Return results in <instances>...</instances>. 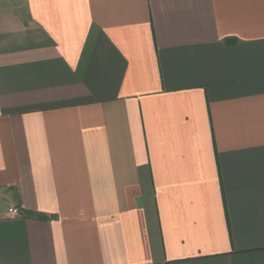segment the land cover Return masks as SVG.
Masks as SVG:
<instances>
[{"label": "crops", "instance_id": "0c3cea01", "mask_svg": "<svg viewBox=\"0 0 264 264\" xmlns=\"http://www.w3.org/2000/svg\"><path fill=\"white\" fill-rule=\"evenodd\" d=\"M0 264H264V0H0Z\"/></svg>", "mask_w": 264, "mask_h": 264}, {"label": "built area", "instance_id": "2783aa9c", "mask_svg": "<svg viewBox=\"0 0 264 264\" xmlns=\"http://www.w3.org/2000/svg\"><path fill=\"white\" fill-rule=\"evenodd\" d=\"M10 213L12 214V215H17V211L16 210H10Z\"/></svg>", "mask_w": 264, "mask_h": 264}, {"label": "rangeland", "instance_id": "374dc122", "mask_svg": "<svg viewBox=\"0 0 264 264\" xmlns=\"http://www.w3.org/2000/svg\"><path fill=\"white\" fill-rule=\"evenodd\" d=\"M16 2H21V0H15Z\"/></svg>", "mask_w": 264, "mask_h": 264}]
</instances>
